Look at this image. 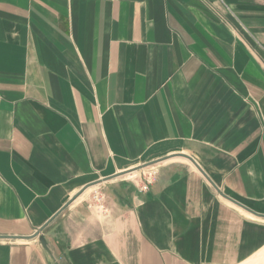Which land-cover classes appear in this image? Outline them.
<instances>
[{
  "label": "crops",
  "instance_id": "obj_1",
  "mask_svg": "<svg viewBox=\"0 0 264 264\" xmlns=\"http://www.w3.org/2000/svg\"><path fill=\"white\" fill-rule=\"evenodd\" d=\"M0 264H264V0H0Z\"/></svg>",
  "mask_w": 264,
  "mask_h": 264
},
{
  "label": "water",
  "instance_id": "obj_2",
  "mask_svg": "<svg viewBox=\"0 0 264 264\" xmlns=\"http://www.w3.org/2000/svg\"><path fill=\"white\" fill-rule=\"evenodd\" d=\"M183 156V155H182ZM186 158H188L196 167H197V169H199L202 173H203V175L207 178V180L215 187V189H217L218 190V188L216 187V185H214V183L209 179V177L202 171V169L200 168V166L197 164V162L196 161H194L191 157H188V156H185ZM159 161H157V162H154V163H149V164H146V165H144V166H139V167H137L136 169H133L134 171H137V170H141V169H143V168H145V167H150V166H153V165H155V164H157ZM238 204V203H237ZM60 213V212H59ZM59 213H57L55 216H57ZM54 216V217H55ZM53 217V218H54ZM52 218V219H53ZM51 222V220L50 221H48L45 225H43L42 227H41V229H39L38 231H36V233H34V235L33 236H30V237H24L25 239H32V238H35V237H37L45 228H46V226L49 224ZM1 238H17V237H1Z\"/></svg>",
  "mask_w": 264,
  "mask_h": 264
},
{
  "label": "built area",
  "instance_id": "obj_3",
  "mask_svg": "<svg viewBox=\"0 0 264 264\" xmlns=\"http://www.w3.org/2000/svg\"><path fill=\"white\" fill-rule=\"evenodd\" d=\"M155 175L156 173L152 172L147 176L145 184L142 187L143 192L147 191L149 188V185L154 182ZM93 200L95 204H97V208L99 210H105V204H104L105 202L103 201L100 195H94Z\"/></svg>",
  "mask_w": 264,
  "mask_h": 264
}]
</instances>
